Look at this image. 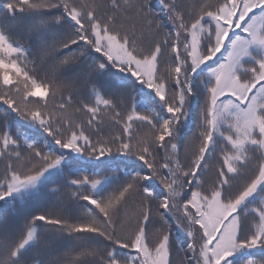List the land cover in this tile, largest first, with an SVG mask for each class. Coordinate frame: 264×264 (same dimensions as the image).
<instances>
[{"label":"snow or ice","instance_id":"6c2138e0","mask_svg":"<svg viewBox=\"0 0 264 264\" xmlns=\"http://www.w3.org/2000/svg\"><path fill=\"white\" fill-rule=\"evenodd\" d=\"M0 264H264V0H0Z\"/></svg>","mask_w":264,"mask_h":264}]
</instances>
